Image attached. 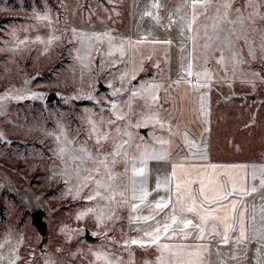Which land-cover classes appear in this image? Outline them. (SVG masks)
<instances>
[{"label":"rangeland","instance_id":"1","mask_svg":"<svg viewBox=\"0 0 264 264\" xmlns=\"http://www.w3.org/2000/svg\"><path fill=\"white\" fill-rule=\"evenodd\" d=\"M229 2L233 19L235 9L245 17L254 10L249 0ZM128 3L129 0H0V97H4L0 100V264H10L12 260L15 264H103L96 261V251L107 253L113 264H152L150 247L141 249L128 244L126 191L123 200L117 195L118 203L108 206L114 216L104 225H97L92 213L77 219L81 211L97 208L98 202L103 208L105 202L99 197L86 198L94 194V185L89 182L87 187H80L75 178L77 162L69 154H58L61 141L57 137L62 132L74 142L73 146L86 147L95 154L97 148L94 137L89 138L88 121L99 124L101 119L114 118L111 101L120 106L127 121L135 124L141 119L143 101L136 98L129 107L130 91L141 83L158 85L157 81L143 80L156 75L150 71L164 72L167 67V61L158 63L147 57L140 60L139 66L133 63L137 51L128 37ZM255 3L256 10L264 15V0ZM37 12H47L50 20H37ZM196 17L191 85L200 92L194 90L192 97L183 100L176 91H157L158 100L151 107L158 108L161 100L168 99L165 107L158 108L165 126L149 123L130 128L131 142H143L150 151L157 152L161 151L157 138L170 141L168 148L176 146L180 135L174 132L170 138L169 127L177 118L181 102L197 104L203 100V109L201 103L198 108L200 119L194 126L202 147L211 146L217 159H255L264 164V52L260 49L264 21L257 17V31L249 29V37L255 41V58L249 55L247 46L239 43L236 50L241 62L234 66L227 50L225 61L220 62L221 52L212 43L213 26L220 23L215 6L207 10L197 7ZM82 34H96L100 39L93 36L89 48ZM50 35L59 39L50 45L36 41L37 36L46 40ZM18 40L27 43L17 47ZM78 53L86 57L83 64ZM125 72L128 75L121 81ZM133 75L135 80L131 79ZM115 89H121L116 97L112 96ZM34 93L42 97L32 98ZM89 95L94 99H88ZM16 96L26 98L17 100ZM117 125L123 128L124 122L118 121ZM105 151H111L110 144L105 145ZM84 166L92 168L90 163ZM125 166L120 161L114 167L115 185L125 186ZM78 188L80 195L76 196Z\"/></svg>","mask_w":264,"mask_h":264},{"label":"snow or ice","instance_id":"2","mask_svg":"<svg viewBox=\"0 0 264 264\" xmlns=\"http://www.w3.org/2000/svg\"><path fill=\"white\" fill-rule=\"evenodd\" d=\"M215 6L216 16L220 21L219 24H214V37L212 38V43L215 44L217 50L221 52L220 62L225 61L224 51L227 50L230 53L229 60L235 66L241 62L240 52L236 50V45L243 43V45L248 47L249 55L255 58V41L251 40L249 37V29L251 31H257L255 28L256 18L259 17L260 20L264 21V15H261L259 11L256 10L257 5L255 0H249V6L254 10L249 13L247 17L239 9H235V19L230 17L229 10L232 8L229 0H225L223 3H219L218 0H191L192 16L187 23L189 29L192 28L195 23L196 9L199 7L202 10H207L208 6ZM153 7H161L159 4H154ZM221 8L224 9L221 12ZM152 16L151 12L146 13ZM35 18L39 21H49L50 16L47 12L43 15L40 13H35ZM157 20L159 17H155ZM170 24L173 22L171 17H169ZM221 25H228L226 29ZM73 35H76V30H72ZM96 40L100 39L99 35L93 34ZM93 36H87L82 34V40L89 41V48L91 47L90 41ZM18 39V38H17ZM59 37L55 35H50L46 40L40 36L36 37V41L41 44L50 45L53 40H58ZM111 37L109 41L111 42ZM261 44L260 49L264 52V32L260 34ZM27 43L26 40H18L17 47L21 44ZM165 43H171V41H166ZM207 47V45H206ZM77 58L83 64L86 59L85 56H80L79 53ZM87 66V65H85ZM142 70V69H141ZM128 75L125 72L121 77V81H124L125 77ZM188 75L191 76V65H189ZM197 75H200L199 73ZM207 76V72L204 73ZM132 80L136 79V76H131ZM176 83H179L177 81ZM109 87H112L110 84ZM158 85L153 83H141L138 88H134L130 91V98L127 102L129 107L131 102L136 98L143 101L144 110L140 113L141 119L135 124L126 120L125 114L120 106L115 102H110V111L113 113L112 119L107 121L101 119L99 124L94 120H89L90 125L89 138L94 137L95 145L97 151L93 154L86 147L83 146H73L74 142L68 140L67 136L62 132L61 136L57 137V140L61 141L58 147V154L63 157L65 154H69L74 162H77V168L75 170V178L80 181V187H87L89 182L94 185V194L89 193L87 195L88 200H96L97 197L101 201L105 202V207L101 208H87L81 211L77 219H83L88 216L89 213L94 215L97 225H104L105 221L112 220L114 216L113 210L108 207L110 204L116 201V196L119 195L121 200L124 199L125 191L128 189L123 185H115L116 174L114 173V167L120 161H124L126 164L130 165L131 170V199L133 201L139 200L140 204H143L150 194L146 188V164L149 159L162 160L167 156V152L163 149V146L170 143L168 140L157 138V143L161 146V151L157 152L155 149L151 151L146 145L134 144L132 143L133 134L129 129L140 128L141 126H147L149 123L157 124L163 128L164 122L160 119V113L158 108H152L151 104L158 100L157 89ZM125 91H128L125 89ZM121 89H115L112 92V96L116 97L120 94ZM42 94L34 93L32 98L39 99ZM26 97L16 96L14 99L23 100ZM88 99H94L91 95L87 97ZM4 97H0L3 100ZM201 109H203V100L201 102ZM207 115V113H205ZM124 122V127L121 128L117 125V122ZM117 125L114 129L110 126ZM169 134L171 135V129L169 127ZM2 135V134H0ZM184 140L190 146H195L194 141L188 140L187 133H184ZM110 144L111 151H105V145ZM91 164L92 168L85 167L86 164ZM139 165V166H138ZM183 168V165H174L171 177L176 178V168ZM213 169L217 168L216 165H211ZM246 167V166H243ZM129 169L125 168V173ZM95 173L96 175H93ZM97 176H100L97 179ZM139 178V179H138ZM207 187L205 180L202 179L198 184V195H193L190 185L196 183L194 180H185L184 186L179 180L175 183V202L171 197L165 200L161 197L154 204V211L162 212L164 209H169L170 205V215L168 216V221L160 225L159 221H156L155 215L144 216V221H156L157 227L151 232H145V236L149 237L148 240H132V244H138L140 246L156 245L161 250V258H158L157 264H169L167 259L164 257H173L175 264H202L201 256L203 252L208 251V246L206 244H197L195 250H192V246L181 244L176 246V251H173V245L167 243H160L161 233L165 237L169 236L171 231V237L181 235L185 240L191 235L188 229L194 230L198 235L197 240H203L205 238V233L208 228L209 222L211 221V232L209 235L215 236L217 234L221 235V243L227 245L229 243L228 233L230 231H235L236 226L239 225V235L235 237V242L237 245L241 244L242 241L247 240L244 214L241 212L237 217V197L252 196L253 194H261V200L264 201V167L252 166L251 180L253 182L258 180V185L253 183L250 188L246 186V178L243 180H238L236 177L225 174L223 178H206ZM242 186L238 187L237 185ZM171 181L166 180L164 182L165 189L171 191ZM161 184L159 180L156 184V189L159 190ZM119 189V191H118ZM103 190V191H101ZM71 191V190H70ZM107 193V194H105ZM75 195H80L79 188L75 191ZM199 201V202H198ZM140 204L132 203L131 208L135 212L140 208ZM246 210V209H245ZM256 207H253L252 219V239L256 240L261 247H264V203L259 207V219L256 216ZM187 214H191L197 219L198 222L194 223L193 219L187 218ZM136 220L141 219L140 217H134ZM175 226V227H174ZM218 226H222V234L218 232ZM99 233H93V235H98ZM106 235V234H105ZM169 237V238H171ZM2 247V245H0ZM260 248H257V254L260 252ZM97 262L102 261L103 264H113V261L109 259L107 253L103 251H96L93 253ZM10 264H15V260L10 261ZM220 264H226L225 261H221Z\"/></svg>","mask_w":264,"mask_h":264},{"label":"crops","instance_id":"3","mask_svg":"<svg viewBox=\"0 0 264 264\" xmlns=\"http://www.w3.org/2000/svg\"><path fill=\"white\" fill-rule=\"evenodd\" d=\"M154 4H159L161 7L155 8ZM129 41L132 45H136L137 57L136 62L140 65V60L147 57L154 62L167 61V67L164 72L153 71L149 74H156L154 77L144 79V82L154 80L159 82V93L176 91L183 100L185 97H192V91L198 89L196 86L191 85L193 78V26L191 29L187 27L188 21L192 16L191 0H129ZM151 12L152 16L146 13ZM159 17L157 20L155 17ZM169 17H171V22ZM171 41V43H165ZM135 63V65H136ZM189 65H191L192 75H188ZM133 66V64H132ZM179 81V83H176ZM200 92V91H197ZM167 96V95H166ZM161 105L158 108L165 107L168 104V99L161 100ZM200 100L195 102L184 101L181 102V109L177 111V118L175 122H171V137H174V132L180 135L179 145L168 148L167 144L164 146L167 156L165 159L156 160L149 159L146 164V188L150 193L143 204L139 200L133 201L131 199V170L130 165L126 164L129 171L126 173L125 188L126 191V204H127V238L128 244L132 240H148L145 232H151L157 227L156 221L160 225L168 221L170 215V208L164 209L162 212L154 211V204L161 197L167 200L169 197L175 202V183L179 180L184 186L185 180H194L196 183L190 185L193 195H198L199 181L204 179L207 187L206 178H223L225 174L236 177L238 180L246 178V186L250 188L253 183L251 180L252 166L264 167V164L258 163L255 159H217L215 150L209 146L202 147V142L195 132L196 120L200 119V110L198 111ZM204 103V102H203ZM198 107H195L194 105ZM157 108V107H155ZM212 111V108H211ZM211 113V112H210ZM211 115V114H210ZM167 116V114H166ZM163 118V117H162ZM166 118V117H164ZM145 128V132H146ZM179 133V134H178ZM184 133H187L188 140L194 141L195 146L188 145L184 140ZM177 142V139H176ZM226 149V147H224ZM224 154V152H223ZM261 156H264L263 154ZM183 165V168H176V178L171 177L174 165ZM211 165L218 166L213 169ZM139 166V165H138ZM246 166V167H243ZM139 179V178H138ZM159 180L161 187L156 189L157 181ZM171 181V191L165 189L164 182ZM242 186L241 184L237 185ZM199 202V201H198ZM132 203L140 204V208L135 212L132 210ZM264 201L261 200V194H253L252 196L237 197V211L238 217L241 212L244 214L245 229L247 240L237 245L235 237L239 235V225L236 226L235 231L228 233L229 243L227 245L221 243V235H209L211 232V221L205 233L203 240H197L198 235L194 230L188 229L191 235L185 240L181 235L177 234L171 237H165L161 233L160 243H167L173 245V251H176V246L185 244L192 246L195 250L197 244H206L208 251L203 252L201 256L202 264H220L225 261L226 264H264V247L254 239H252V215L253 207H256V216L259 219V207ZM246 209V210H245ZM155 215L156 221H144V216ZM134 217H140L136 220ZM187 218L193 219L194 223L198 222L191 214H187ZM175 227V226H174ZM218 232L222 234V226H218ZM171 237V238H169ZM138 245V244H136ZM140 246V245H139ZM141 249H152V259L149 258L152 264H157L161 250L156 245L140 246ZM150 247V248H149ZM257 248H260L257 254ZM147 255V252H145ZM169 264H175L173 257H164ZM149 263V262H148Z\"/></svg>","mask_w":264,"mask_h":264}]
</instances>
